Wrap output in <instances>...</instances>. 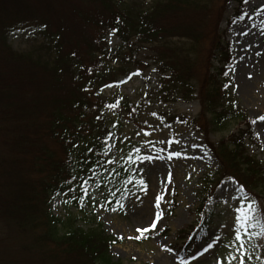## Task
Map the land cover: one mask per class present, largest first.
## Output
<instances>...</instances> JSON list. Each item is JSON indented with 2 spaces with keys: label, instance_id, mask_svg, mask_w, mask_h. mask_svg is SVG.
I'll list each match as a JSON object with an SVG mask.
<instances>
[{
  "label": "trees",
  "instance_id": "1",
  "mask_svg": "<svg viewBox=\"0 0 264 264\" xmlns=\"http://www.w3.org/2000/svg\"><path fill=\"white\" fill-rule=\"evenodd\" d=\"M247 1L236 0L231 20L242 19ZM226 2L151 0L142 8L124 0H93L70 27L42 13L51 9L52 0H0V244L20 240L18 252L32 259L15 262L12 256L0 254V264H122L111 253L120 240L102 225L83 229L75 219L55 217L49 205L51 196L61 192L68 204L81 210L91 195L87 190L85 196L80 187L86 180L96 189L112 180L120 193L143 187L128 163L112 160L113 127L103 111L133 115L137 107L120 98L103 101L98 96L104 87L120 84L115 80V60L140 64L136 56L142 44L151 46V61L160 74L159 99L199 104L197 117L188 121L166 115V123H184L206 137L212 127L232 121L241 124L226 139L206 141L217 160L212 175L215 182L231 177L250 196L264 198V165L246 143L260 145L252 120L230 87L232 45L219 27ZM89 20L99 32L96 41L88 37L92 34L88 26L78 31L79 24ZM25 27L43 35L40 48L47 60L8 43L9 32ZM108 27L116 28L121 40L113 52L104 44L99 48ZM86 148L93 151L86 153ZM210 199L219 201L213 190L201 196L194 209L196 227L187 226L181 235L205 229L213 216L206 206Z\"/></svg>",
  "mask_w": 264,
  "mask_h": 264
},
{
  "label": "rangeland",
  "instance_id": "2",
  "mask_svg": "<svg viewBox=\"0 0 264 264\" xmlns=\"http://www.w3.org/2000/svg\"><path fill=\"white\" fill-rule=\"evenodd\" d=\"M37 1L34 0L35 3ZM124 1L142 8L151 2ZM91 5L93 0H52L51 9L42 13L49 20L60 19L71 27ZM237 7L236 0H227L219 27L232 45L233 60L229 70L232 94L252 120L260 146L248 141L246 144L264 165V120L257 119L264 116V0H248L241 12L242 19L231 20ZM104 21L103 19V24L107 25ZM90 22L91 20L85 25L79 24L78 31L88 26L87 29L92 33H88V37L92 35V39L96 41L99 39V32L92 29ZM111 30L112 28H105L99 47L102 49L104 44L109 52H113L121 44L116 33L109 35ZM43 38L32 27L16 29L7 35V41L13 49L34 56L40 55V59L45 61L47 59L40 48ZM71 40L76 41L73 38ZM109 40L112 41L110 44ZM150 47L148 44L139 46L136 58L140 64L135 61L122 63L121 60H115L118 64L115 80L121 83L106 86L98 92L103 101L120 98L137 107L133 115H118L110 109L103 111L106 123L113 127L109 148L112 160L128 163L130 169L144 179L146 187L120 193L112 180L100 189H96L89 182L83 183L94 200L90 199L79 210L72 204L65 203L66 197L63 193H54L50 200V212L60 219H75L76 226L83 229L102 225L108 233L120 240L113 244L111 253L112 259L122 264H228L231 260L229 253L237 256V259L231 260V264H239L234 235L230 237L226 229L220 227L221 224L227 225L234 221L232 208L238 202L231 199L229 192L237 182L230 180L228 176L215 182L212 172L217 166V160L207 147L206 141L217 143L236 132L242 125L232 121L212 127L206 137L184 123L167 124L163 119L166 115L184 117L188 121L197 117L199 104L197 100L173 99L162 102L159 99L160 74L153 71L155 67L151 61L153 54ZM105 82L107 85L111 81ZM136 149L140 151L137 152ZM173 151L180 155L169 158ZM145 155L151 156L152 160L142 161L141 157ZM211 186L214 188L211 189ZM212 190L219 201L215 204L210 199L207 203L206 206L212 210L213 216L205 229L197 228L189 235H181L180 231L187 226L196 227L194 209L200 203V197ZM156 196L162 197L159 207L155 204ZM255 199L264 207V198L260 196ZM173 200L172 209L170 202ZM157 214L160 219L156 221V228L146 232L151 233V236L136 239L135 237L141 235L137 229L148 226ZM163 229L167 231L155 234ZM209 235L213 239H220L211 249L205 251ZM252 242L258 246L253 259L247 261L245 258V264H264V240ZM20 245V240L9 239L0 244V254L12 256L15 262H31L32 259L27 254L18 252ZM169 248L172 249L171 252L168 251ZM248 250L252 251L250 246ZM225 257L228 259H224Z\"/></svg>",
  "mask_w": 264,
  "mask_h": 264
},
{
  "label": "snow or ice",
  "instance_id": "3",
  "mask_svg": "<svg viewBox=\"0 0 264 264\" xmlns=\"http://www.w3.org/2000/svg\"><path fill=\"white\" fill-rule=\"evenodd\" d=\"M117 31L116 28H113L109 35L111 36L113 33ZM109 44L112 42L111 40L108 41ZM73 55H75L73 53ZM88 71H91L89 69ZM155 71V69L153 70ZM227 75V73H225ZM225 87H228V85H224ZM87 91V89H85ZM116 105H109V107H115ZM155 115V113H153ZM258 120H264V116L257 117ZM255 123V121H253ZM139 135V133H137ZM73 147H77V145H73ZM92 148H86V153L92 152ZM137 152H139V149H136ZM104 155H107V152L103 153ZM180 155L179 152L173 151L169 154V158L171 156H178ZM141 160H147L151 161V156H143L141 157ZM73 180L76 179V177H72ZM232 180L233 178H229ZM85 184L88 183V181H84ZM140 185L143 187H146L145 181L143 178L139 181ZM81 188H84L83 185H80ZM232 193H235L233 195ZM223 194V191H222ZM84 195L89 196V193L86 188H84ZM229 196L233 201L238 202L236 206L232 208V213L234 216V221L229 222L227 225L221 224V228H225L228 235L231 237L234 235V240L236 242V252L239 256V264H245V258L247 261H251L253 259V253L256 251L257 244L253 243V240H264V207H261L259 205V202L255 199V197L250 196L249 193L244 189L243 185H239L238 182L233 184L232 191L229 192ZM90 199H93L89 196ZM75 199V197H73ZM161 196L155 197V204L156 207H159V203L161 201ZM80 201L82 203L83 197L80 198ZM70 201H65V203H69ZM227 203V201H225ZM83 206V205H82ZM123 207V205H121ZM160 219V215L157 214L156 218L154 220H151L148 226H145L143 228H138L137 231L141 234L148 232L150 229L156 228V221ZM136 239H139L140 237H135ZM220 239L219 237H216V239H213L212 235H209L208 242L206 241V248L204 249L207 251L208 249H211L213 245L216 243V241ZM248 246L251 247L252 251L249 252ZM169 252L172 251V249H168ZM229 256L231 257V260L237 259L236 255H232L229 253ZM257 259H260V257H256ZM224 259H228V257H225ZM231 260L228 261V264H231ZM219 264V262H218Z\"/></svg>",
  "mask_w": 264,
  "mask_h": 264
}]
</instances>
